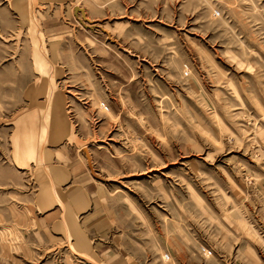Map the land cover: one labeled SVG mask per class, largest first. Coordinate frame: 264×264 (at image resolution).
<instances>
[{"label": "rangeland", "instance_id": "1", "mask_svg": "<svg viewBox=\"0 0 264 264\" xmlns=\"http://www.w3.org/2000/svg\"><path fill=\"white\" fill-rule=\"evenodd\" d=\"M0 264H264V0H0Z\"/></svg>", "mask_w": 264, "mask_h": 264}, {"label": "bare ground", "instance_id": "2", "mask_svg": "<svg viewBox=\"0 0 264 264\" xmlns=\"http://www.w3.org/2000/svg\"><path fill=\"white\" fill-rule=\"evenodd\" d=\"M32 1V0H31ZM36 23V22H35ZM39 36V35H38ZM39 43V42H38ZM39 45V44H38ZM40 45H41V43H40ZM37 47H39V46H37ZM39 55H41V54H39ZM38 55V56H39ZM43 57V56H42ZM42 57H40V60L41 59H43ZM45 58V57H44ZM39 59V58H38ZM46 59V58H45ZM47 60V59H46ZM38 61V60H37ZM44 61V60H43ZM48 61V60H47ZM47 61H45V63L47 62ZM45 63H42V64H45ZM49 64V63H48ZM40 65V64H39ZM50 66V65H49ZM48 68V67H47ZM50 71V70H49ZM44 73V72H43ZM53 74V73H52ZM44 76V75H43ZM43 76H42V78H43ZM47 77V76H46ZM45 78V77H44ZM47 79V78H46ZM49 79V78H48ZM44 80V79H43ZM47 81V80H46ZM39 86V85H38ZM45 86V85H44ZM49 87V86H48ZM42 88H43V86H42ZM45 88H46V86H45ZM53 88V87H52ZM44 89V88H43ZM45 91V90H44ZM49 91V90H48ZM46 92V91H45ZM49 93V92H48ZM48 95H50V94H48ZM47 96V95H46ZM45 96V97H46ZM49 97H51V96H49ZM46 99H47V97H46ZM48 100V99H47ZM47 100H46V102H47ZM44 103V102H43ZM58 103V102H57ZM46 104V103H45ZM38 105V104H37ZM48 105V104H47ZM45 107V106H44ZM48 107V106H47ZM42 108V106L40 107V109ZM49 108V107H48ZM43 109V108H42ZM41 109V110H42ZM44 111H45V109H43ZM47 116H48V114H47ZM51 120L52 119H56V116L55 115H53V117H51L50 118ZM49 121H48V117H47V119H45V121H44V125H45V132H46V137H47V135H48V133H49V130H50V123H48ZM43 125V124H42ZM64 126L62 127L63 129H65V124H63ZM50 134V133H49ZM36 136V135H35ZM33 140L35 139V138H32ZM31 139V140H32ZM33 151H35L31 146H30V148H29V153L30 154H32V152ZM56 191V190H55ZM57 196V195H56ZM59 199V198H58Z\"/></svg>", "mask_w": 264, "mask_h": 264}]
</instances>
